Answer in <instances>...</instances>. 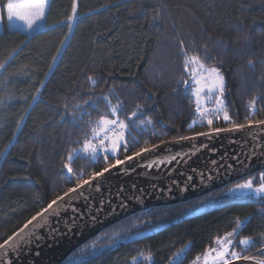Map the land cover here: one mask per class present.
Returning a JSON list of instances; mask_svg holds the SVG:
<instances>
[{
    "label": "trees",
    "instance_id": "16d2710c",
    "mask_svg": "<svg viewBox=\"0 0 264 264\" xmlns=\"http://www.w3.org/2000/svg\"><path fill=\"white\" fill-rule=\"evenodd\" d=\"M76 3L71 31L67 17L73 0H50L47 17L54 24L33 34L6 26L0 31V64L4 65L0 68V243L75 186L64 167L69 153L73 154L72 168L82 173V179L107 166L105 160H94L83 151L85 139L99 142L93 139L92 129L102 116L126 122L140 144L211 131L206 121L199 122L185 54H199L205 66L220 69L225 77V107L234 121L247 123L253 99L256 119H264V0ZM6 4L7 0H0L4 20ZM57 49L61 54L53 62ZM113 106L117 107L115 115ZM133 111H137L135 117ZM149 117L151 126L134 127ZM212 127L232 125L215 120ZM153 129L156 135L151 134ZM125 135L130 139L127 131ZM131 154L130 150L127 155ZM125 155L121 145L108 162ZM228 186L190 202L129 216L86 242L64 264L97 253L81 264H146L144 256L149 254L150 264H168L169 257L188 242L184 264H191L197 254L214 245L216 236L232 230L237 217L245 221L237 239H258L264 233V198L221 200ZM209 197L223 203H200ZM197 205L206 207L203 213L122 244L130 234L161 227L191 213ZM114 232L120 233V239L109 246ZM93 242L96 248L91 247ZM258 249L259 244L244 255L264 259Z\"/></svg>",
    "mask_w": 264,
    "mask_h": 264
},
{
    "label": "snow or ice",
    "instance_id": "6c2138e0",
    "mask_svg": "<svg viewBox=\"0 0 264 264\" xmlns=\"http://www.w3.org/2000/svg\"><path fill=\"white\" fill-rule=\"evenodd\" d=\"M49 6V0H7L6 9H7V21L12 22L13 20L20 21L26 27L27 30L31 31L37 26L38 22H43L46 19L45 9ZM77 17V3L76 0H73L72 13L67 17L69 23V31H71V24L75 22ZM4 17L0 15V21ZM48 25L45 24V27ZM13 27H18L13 25ZM68 37H64V41H67ZM183 45V41L180 42ZM64 43H61V48H63ZM182 51L186 49L182 48ZM205 56H207V46L204 49ZM60 49H57L56 55L53 57V62L60 56ZM185 66H194L193 76L195 78V83L197 85L195 89V94L197 96V107L196 111L200 113L199 122L203 124L205 121L211 131H201L197 132L195 136H181L177 138H172V143H179L181 141H191L197 137H212L214 135H219L222 132H239L244 129H251L254 126L260 128L264 126V119H256L257 109L255 107V99L251 102V118H247V123H237L232 119V116L229 115L225 103L223 100V95L225 92V81L224 77L218 67H206L203 63V60L199 54L188 56L185 54L184 59ZM251 64L252 61H249ZM4 65L0 64V68H3ZM196 69H202V72H197ZM199 77V78H197ZM207 79V84L202 83V81ZM89 79H93L89 77ZM187 86V81L184 82ZM208 87V91L212 92L215 95V107L213 109H207L201 106L199 102L200 94L204 91V88ZM0 103H3L0 101ZM87 103V101H85ZM119 103V102H118ZM67 107V106H66ZM77 107H79L77 105ZM141 110V106L137 105V111ZM137 111H133L131 116L135 117ZM111 112L115 115L117 112V107H111ZM73 116L76 113H72ZM215 120H223L232 125L230 128H220L212 127ZM197 121L193 120L192 124L195 125ZM151 118H146L140 122L139 125H134V127L140 129L142 125L151 126ZM128 133L126 138L125 133ZM93 135H103L99 138L98 143H93L89 139H85L83 142V151L85 153H90L94 160L103 159L107 163V166L104 167L101 171H92L88 179H82V173L78 174L72 168L71 161L73 160V154L69 153L67 157V163L64 167L67 172L71 174V177L74 178L75 186L69 187L63 193L62 196H56L52 199L46 207L37 211L26 223L23 224V227L19 228L18 231L12 233V235L7 236L3 239V243H0V264H12L13 257L18 258L25 249L32 246L34 243L39 242L44 238L41 234L40 229H46L50 237L55 238L60 233L59 228H53L51 226V218L56 217L57 223L60 222L61 214L63 212L71 211L74 215L68 218V222L64 225L65 231L71 233L73 228L78 227V222L81 219L80 216L75 215L78 213V209L73 203L77 199H83L84 201H89L91 196L88 192V189L95 188L99 190V180L105 177L106 173H109L111 169L117 168L118 166L125 165L130 161L137 160L142 157L144 154L153 152L157 150L160 145L151 144L149 145L148 141H145L143 144H140V141L137 136L133 135L131 131L128 130V124L124 121H120L118 117L116 119H109L106 116H102L97 122V127L92 129ZM152 135H156L155 130L151 132ZM87 135V134H86ZM164 135V134H161ZM107 141V144L105 143ZM252 150L251 155L256 154V149L264 147V144L259 143V137H252ZM162 143H167L162 141ZM140 144L139 150H136V146ZM121 145L123 146V151L126 154L124 159L116 158L114 163L108 162V156L115 155L121 150ZM132 151L131 155H127L129 151ZM198 150V149H197ZM98 153H102L101 156L97 157ZM3 155V154H0ZM177 159L176 155H171L169 158V163ZM163 160L155 161L154 163H163ZM215 164V161H213ZM152 165H148L151 167ZM231 167V166H229ZM127 171V169H126ZM202 182L204 180L213 179L212 176H205L204 173H200ZM192 177H188L190 181ZM256 178H249L244 180L242 183H237L234 187L227 189V193H230L231 196L235 199H247L252 196L264 197V172L259 173L258 183L254 185L253 181ZM97 182L93 184V182ZM182 190H187L185 187ZM135 199L139 200L142 196H136ZM201 204L207 203V206H215L219 201L215 197H209L207 202L200 201ZM120 207H126V205L121 202ZM115 211V209H113ZM91 222H95L96 217L93 215L90 217ZM247 218H245L246 220ZM245 221L240 220L239 217L234 220V227L231 231L225 232L223 236H216L214 238V245L205 249L201 254H197L195 258L191 261V264H235L236 261H250L255 260L256 264H264V259H259L257 257L244 255L242 254L245 251H250L252 248H255L259 244V249L264 255V233L259 235L258 239H254L252 236H245L239 240V244L242 246L241 251L236 250V238L240 235L241 230L243 229ZM129 232L131 229L128 230ZM105 236H108V233H104ZM120 239V233L114 232L110 237V244L115 243ZM103 247L104 245H100ZM191 242L185 243L183 247L176 250L171 257L168 259V264H184V260L190 251ZM92 248H96L97 244L93 242L91 244ZM83 251V249H81ZM143 255V253L141 254ZM135 259V258H134ZM144 260L151 262L152 256H144Z\"/></svg>",
    "mask_w": 264,
    "mask_h": 264
},
{
    "label": "water",
    "instance_id": "95a60500",
    "mask_svg": "<svg viewBox=\"0 0 264 264\" xmlns=\"http://www.w3.org/2000/svg\"><path fill=\"white\" fill-rule=\"evenodd\" d=\"M253 136L259 137V143L264 144V126L260 128L254 126L239 132H222L212 137L200 136L179 143H172V139L165 141L167 143H157L160 145L157 150L106 173L98 182V191L95 188L88 189L91 196L89 201L77 199L73 202L79 210L75 215L80 216L81 219L78 227L73 228L71 233L65 231L64 225L74 213L63 212L59 223L56 222V217H52L51 226L59 228L62 234L52 238L46 229H40L44 238L25 249L18 258L13 257L12 264H64L69 256L86 242L129 216L150 211L152 208L171 207L193 201L235 181L264 171V147L256 149L255 155L250 154ZM183 151L190 153V160L183 168L148 174L135 171L137 166L151 157ZM200 173H204L205 176L210 175L213 179L202 182ZM188 177L192 179L189 181ZM185 187L187 190H182ZM136 196L142 198L137 200L134 198ZM121 202L126 207H120ZM205 209L206 207L199 206L191 213L161 227L130 234L122 244L128 245L150 237L203 213ZM93 215L96 217L94 223L90 219ZM97 254L78 258L73 264L85 263ZM235 264H256V261H236Z\"/></svg>",
    "mask_w": 264,
    "mask_h": 264
},
{
    "label": "rangeland",
    "instance_id": "374dc122",
    "mask_svg": "<svg viewBox=\"0 0 264 264\" xmlns=\"http://www.w3.org/2000/svg\"><path fill=\"white\" fill-rule=\"evenodd\" d=\"M49 2H50V0H49ZM48 10H49V6H48V8L45 9V15H46V19H45V21H43V22H38L37 26H35L34 29L31 30V31L27 30L26 27H25V26L22 24V22H20V21H16V20H13L12 22L7 21V13H6V15H5V20L3 19L2 21H0V31L4 28V25L7 23V25H8L9 28H17V29H19V30H24V31H26V32H28L29 34H33V32H35V31H37V30H40V29H43V28L45 27V24H47L48 26H51V25L54 24V22L51 21V20L47 17ZM2 13H3V12H2ZM0 15H1V12H0ZM2 16H4V15L2 14ZM49 20H50V22H49ZM5 22H6V23H5ZM13 25H17L18 27H13ZM206 67H207V66H206ZM208 67H214V66H208ZM193 68H194V66H189V67H188V70L190 71V73H191V77H192V79H191L192 88H193V89H192V95H193L194 99H196V102H197V96H196V94H195V89H196L197 85H196V83H195V78H194V76H193ZM196 71H197V72H202V69H196ZM221 73H222V72H221ZM222 75H223V74H222ZM223 77H224V76H223ZM197 78H199V77H197ZM224 81H225V77H224ZM202 83L207 84V79H206V77H205V79L202 81ZM214 100H215V95H214L212 92H209V91H208V87H205V88H204V91L200 94V97H199V102H200L201 106H203V107H205V108H207V109H213V108L216 106L215 103H214ZM223 100H224V103H225V97H223ZM102 135H103L102 133H100L99 135H93V134H92L93 139H98V140H99V138H100ZM105 142H106V141H105ZM116 154H117V153H116ZM116 154H115V155H116ZM113 156H114V155H113ZM253 177L256 178V179L253 181L254 185L257 184V183H258V179H259V174H257V175H256V174H255V175H251V176H248V177H246V178H244V179H240V180H238V181H235V183H232L231 186L226 187L225 190H223V191L221 192V195L223 196V198H222L221 200H223V199H225V198H231V197H232L230 193H227V189L234 187L237 183H242L244 180L249 179V178H253ZM252 197H253V198H256V199H258V198H264V197H256V196H252ZM205 202H207V201H205ZM220 203H223V201H220L219 204H220ZM205 205H207V203H205ZM239 240H240V239H237V238H236V241H235V244H236V250H237V251H241V248H242V246L239 244ZM213 246H215V245H213ZM243 253H244V252H243ZM243 253H242V254H243ZM146 264H150V262H148V263H146Z\"/></svg>",
    "mask_w": 264,
    "mask_h": 264
},
{
    "label": "bare ground",
    "instance_id": "6f19581e",
    "mask_svg": "<svg viewBox=\"0 0 264 264\" xmlns=\"http://www.w3.org/2000/svg\"><path fill=\"white\" fill-rule=\"evenodd\" d=\"M171 155H176L177 159L175 161H171L169 158ZM163 160V163H154L155 161ZM190 160V153L187 151H183L180 153H170L169 155H158L157 157L149 158L145 163L137 166L135 170L136 173H159V172H168L171 169H180L187 165ZM148 165H152L148 167Z\"/></svg>",
    "mask_w": 264,
    "mask_h": 264
},
{
    "label": "flooded vegetation",
    "instance_id": "af4514ba",
    "mask_svg": "<svg viewBox=\"0 0 264 264\" xmlns=\"http://www.w3.org/2000/svg\"><path fill=\"white\" fill-rule=\"evenodd\" d=\"M261 172H264V171H261ZM261 172H259V173H261ZM190 202V201H189ZM171 206H174V205H171ZM199 206H201V205H197V206H195V208L194 209H196V208H198ZM193 211V210H192ZM146 212H148V211H146ZM146 212H143V213H146ZM171 222V221H170ZM248 251H245L244 253H247ZM243 253V254H244Z\"/></svg>",
    "mask_w": 264,
    "mask_h": 264
},
{
    "label": "crops",
    "instance_id": "0c3cea01",
    "mask_svg": "<svg viewBox=\"0 0 264 264\" xmlns=\"http://www.w3.org/2000/svg\"><path fill=\"white\" fill-rule=\"evenodd\" d=\"M0 12H1V15H2V14H3V13H2V10H0ZM5 23H6V22H5ZM5 26L8 27L7 23L4 25V27H5ZM8 28H9V27H8Z\"/></svg>",
    "mask_w": 264,
    "mask_h": 264
}]
</instances>
